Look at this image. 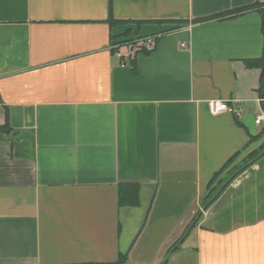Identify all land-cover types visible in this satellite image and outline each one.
Segmentation results:
<instances>
[{
  "label": "crops",
  "instance_id": "obj_1",
  "mask_svg": "<svg viewBox=\"0 0 264 264\" xmlns=\"http://www.w3.org/2000/svg\"><path fill=\"white\" fill-rule=\"evenodd\" d=\"M263 22L264 0H0V264H264L246 65ZM122 185L138 206H119Z\"/></svg>",
  "mask_w": 264,
  "mask_h": 264
},
{
  "label": "built area",
  "instance_id": "obj_2",
  "mask_svg": "<svg viewBox=\"0 0 264 264\" xmlns=\"http://www.w3.org/2000/svg\"><path fill=\"white\" fill-rule=\"evenodd\" d=\"M161 36L162 35L140 37L133 39L132 41L124 42L122 44L113 43L111 46V50H114V55L121 60L125 58L130 59L135 52H149L154 50L157 41L159 38H161ZM123 47L126 48L127 51L125 58L120 52V49ZM208 108L212 115L228 113L233 115V117L237 119L241 115V109L239 108V106L237 105V101L235 100H212L208 102ZM254 124L264 130V111L263 114L257 115L254 118Z\"/></svg>",
  "mask_w": 264,
  "mask_h": 264
},
{
  "label": "trees",
  "instance_id": "obj_3",
  "mask_svg": "<svg viewBox=\"0 0 264 264\" xmlns=\"http://www.w3.org/2000/svg\"><path fill=\"white\" fill-rule=\"evenodd\" d=\"M251 8L252 7H249L248 9H251ZM248 9H245V10H248ZM243 11L239 10L237 12H243ZM114 23L115 22H113V24ZM263 35H264V22H263ZM132 40H133L132 38L129 40L124 39L123 41H120V42L117 41V42H113V43L122 44L124 42L132 41ZM112 52L114 53V50H112ZM246 65L249 68L256 67V68L261 69L258 94H259L260 100H263L264 99V47H263L262 57L260 59H256V60H249L246 62ZM262 108L264 111V101L262 102ZM7 131H9V128L6 124H5V126L0 127V132H7ZM263 149H264V145L262 147H260V149L258 151H256L250 157L249 160L256 158ZM263 158H264V155L261 158H259L258 160H256L255 163L261 161ZM249 167H247L245 170L240 172L238 175H240L241 173L246 171ZM118 204H119V206H129V207L138 206V204H139V189H138V187L135 185H122V186H120L118 188ZM177 247H178V245H177ZM125 259H126V256L124 254H120V257H119L117 264H122L125 261Z\"/></svg>",
  "mask_w": 264,
  "mask_h": 264
},
{
  "label": "water",
  "instance_id": "obj_4",
  "mask_svg": "<svg viewBox=\"0 0 264 264\" xmlns=\"http://www.w3.org/2000/svg\"><path fill=\"white\" fill-rule=\"evenodd\" d=\"M264 155V149L259 153V155L255 158V159H253L252 161H250L248 164L250 165V164H253V163H255V161L256 160H258L259 158H261L262 156ZM246 166L247 165H245V166H243V167H241L238 171H236L234 174H232L224 183H223V185L219 188V190L216 192V194L212 197V199H211V201L219 194V192L228 184V182L233 178V177H235L238 173H239V171H242V170H244L245 168H246ZM189 230V229H188ZM187 230V231H188ZM187 233V232H186ZM185 233V234H186ZM183 237H185V235L183 236ZM182 240V239H181ZM170 254V253H169Z\"/></svg>",
  "mask_w": 264,
  "mask_h": 264
}]
</instances>
